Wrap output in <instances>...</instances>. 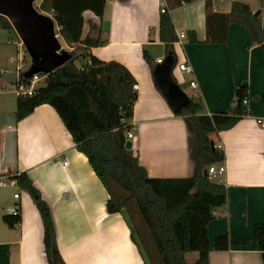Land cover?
<instances>
[{
    "label": "crops",
    "instance_id": "crops-1",
    "mask_svg": "<svg viewBox=\"0 0 264 264\" xmlns=\"http://www.w3.org/2000/svg\"><path fill=\"white\" fill-rule=\"evenodd\" d=\"M173 1L106 0L101 19L85 12L84 19L98 28L91 36L105 42L86 53L105 63L123 65L134 78L137 100L128 122L134 135L132 151L154 179L188 178L194 171L192 135L155 89L154 67L143 59L144 49L155 45L167 53L159 42L161 9L170 16L177 38L167 54L192 68L186 76L192 91L188 96L201 105L203 115L228 112L235 89L247 85V115L232 129L209 135L214 146L222 148L223 161L215 166L225 168L216 178L220 177L217 183L226 189V205L207 225L208 259L209 264H263L253 241V226L264 227V52L236 24H230L225 41L221 39L225 31L222 14L229 13L233 1L259 12L264 28V0H218L220 4L210 0L208 10L207 0L174 8ZM88 32L85 24L82 37ZM10 43L0 42V75L9 72L5 60ZM191 82L196 89L190 87ZM18 96L12 88L0 92V182L5 184L0 187V264H47L44 226L35 203L16 184L10 185V177L19 173L27 175L49 207L57 249L65 264H150L127 212H107L106 189L87 158L77 151L56 112L42 105L16 121ZM13 188L18 193H12ZM16 207L21 221L9 229L2 217ZM224 235L251 243L242 249L214 251L215 238Z\"/></svg>",
    "mask_w": 264,
    "mask_h": 264
},
{
    "label": "trees",
    "instance_id": "trees-1",
    "mask_svg": "<svg viewBox=\"0 0 264 264\" xmlns=\"http://www.w3.org/2000/svg\"><path fill=\"white\" fill-rule=\"evenodd\" d=\"M191 2L174 0L172 7ZM105 3L106 0H42L39 9L51 16L68 47L77 46L86 52L102 47L105 42L99 36H91L98 28L86 21L83 14L89 11L101 19ZM214 3L220 4L218 0ZM210 4V0L205 2L206 10ZM222 17L225 31L221 41H225L227 27L236 24L245 28L251 43L260 46L264 52V28L260 13L255 16L249 5L233 1L229 13L222 14ZM85 24L89 32L82 37ZM0 26L11 30L8 21L1 16ZM159 42L165 45L167 53L177 42L172 20L167 13L159 18ZM75 51L70 52L71 58L66 64L44 78V87L35 89L32 96L17 97L16 121L23 120L42 105H48L56 112L77 151L87 158L106 189L109 195L107 212L120 213L131 202L134 203L130 209L142 217L155 247L156 258L154 261L149 259L150 264H209L211 249L207 225L214 219L215 212L226 205L225 187L213 182L208 175H203L208 167L223 161L222 151L210 148L209 135L232 129L247 115L243 104L247 99V85L244 83L235 89L234 101L228 112L211 116L203 115L201 105L194 97H189L188 105L174 115L183 119L193 138L190 151L193 174L188 178L154 179L139 165L132 150L124 148L127 133L133 129L128 122L137 100V92L133 90L134 78L123 65L115 61L105 63L87 53L82 56L84 62L81 66H77ZM143 59L151 69L155 66L146 51H143ZM10 179L29 194L41 216L47 264H65L57 249L49 207L40 193L25 173L11 176ZM111 186L118 189L115 196ZM2 221L9 229L15 228L21 221L19 210L4 215ZM253 241L261 252L264 264L262 224L253 226ZM250 243V240L218 236L214 240L213 250L242 249ZM195 253L197 258L188 263L187 256Z\"/></svg>",
    "mask_w": 264,
    "mask_h": 264
},
{
    "label": "water",
    "instance_id": "water-1",
    "mask_svg": "<svg viewBox=\"0 0 264 264\" xmlns=\"http://www.w3.org/2000/svg\"><path fill=\"white\" fill-rule=\"evenodd\" d=\"M36 0H0V16L5 18L16 33L31 59L30 68L18 77L30 79L35 75L48 76L66 64L71 55L63 50L55 33V22L52 18L42 15L34 8ZM255 16L259 12L254 13ZM59 33V30H58ZM175 60L172 54L155 64L151 76L155 89L160 93L173 113L185 108L190 98L178 86L172 76ZM1 79L10 85H15L17 74L5 72ZM210 148L214 143L210 141ZM124 148L132 150L131 141H126ZM207 176V172H203Z\"/></svg>",
    "mask_w": 264,
    "mask_h": 264
},
{
    "label": "rangeland",
    "instance_id": "rangeland-1",
    "mask_svg": "<svg viewBox=\"0 0 264 264\" xmlns=\"http://www.w3.org/2000/svg\"><path fill=\"white\" fill-rule=\"evenodd\" d=\"M42 0H36L34 3V8L37 10L38 13L48 16L51 18L50 15L43 13L40 11L39 9V5L41 3ZM258 1V0H256ZM260 3V2H259ZM108 13V10L106 11V14ZM106 17V15H105ZM55 33L58 37V42L61 45V48L67 52H71L73 50H76V55H77V59L75 61L77 66H81V64L84 62V56L86 54L85 51H83L80 47H76L73 49V47H68L64 41L62 40V38L60 37L59 33H58V28L55 24ZM0 42L6 44L8 42H11L9 45V52L8 55L6 57L5 62L7 63L8 67L6 68V71L9 72H17V67L20 66L18 73L22 74L25 71H27L30 66H31V59L29 57V55L27 54L24 46L21 44L20 45V40L17 37L16 33L14 32V30H7L4 29L0 26ZM148 56L154 60L156 58H161V60H163L166 56L167 53L164 52V48L163 47H159V46H152L149 48H145L144 49ZM81 56V57H80ZM20 58L23 59V62L21 64H18L16 60H19ZM14 60V63H10L11 60ZM178 62H176L173 70H172V75L173 78L175 79L176 83L178 84V86L187 94V95H191L192 91L189 88V78L182 75L178 68H177ZM185 81H187V83H185ZM45 85V81L44 79L41 80L38 84H36V89L40 88V87H44ZM133 142V141H131ZM133 152V151H132ZM134 153V152H133ZM213 182H218L220 181V177L216 178V177H211L210 178ZM11 192H15L18 193V189L17 188H13L10 189ZM111 190L113 195L115 196L117 194V188L115 186H111ZM134 203L131 202L128 205L127 209H123L127 212L128 214V218H129V222L131 223V226L133 228V231L137 234V236H139L142 239V248L144 249V251L146 252V254L148 255L149 259L154 261L156 258V254H155V247L153 244V241L150 237V232L148 230V227L146 226V224L144 223L142 217L139 215V213L135 212L133 209H130V206H133ZM197 258V254H191L187 256V262L188 263H192L194 261V259Z\"/></svg>",
    "mask_w": 264,
    "mask_h": 264
},
{
    "label": "built area",
    "instance_id": "built-area-1",
    "mask_svg": "<svg viewBox=\"0 0 264 264\" xmlns=\"http://www.w3.org/2000/svg\"><path fill=\"white\" fill-rule=\"evenodd\" d=\"M161 13L164 14L166 13L165 8L161 9ZM182 37V35L180 36ZM22 43L20 42V45ZM18 64H21L23 62V59L20 58L19 60H16ZM162 62V60L158 59L156 60L155 64H160ZM10 63H14V60L12 59L10 61ZM20 66L17 67V80H16V84L15 85H10L9 83L5 82L4 80L1 79L0 77V92L2 91H7L8 89L12 88L14 89V91L18 94V95H22V96H32L35 89H36V84H38L41 80H43L46 76H42V75H35L33 77H31L30 79H22L19 78L18 76L20 75V73H18ZM177 68L179 70V72L184 75V76H189L192 74V68L186 64V63H181L177 65ZM190 87L193 89H196L197 85L195 82H191L190 83ZM133 90L137 92L138 90V86L134 85L133 86ZM243 104L246 106L247 105V99H245L243 101ZM258 123H261V121H259ZM127 141H132L134 139V135L133 133L130 131L127 133ZM214 149H217L219 151H221V146H214ZM207 175L211 178V177H217L218 175H221L225 172V168L223 166H210L208 167V169L206 170ZM16 184L15 181H11L10 185H14ZM5 184L3 182H0V187L4 186ZM14 198L17 199L18 195L15 194ZM17 207L12 209L10 214L14 213L15 211H17Z\"/></svg>",
    "mask_w": 264,
    "mask_h": 264
}]
</instances>
